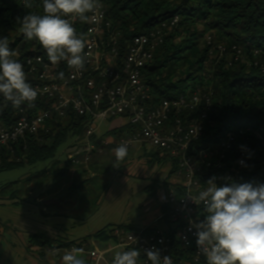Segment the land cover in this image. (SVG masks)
<instances>
[{"label":"built area","instance_id":"2783aa9c","mask_svg":"<svg viewBox=\"0 0 264 264\" xmlns=\"http://www.w3.org/2000/svg\"><path fill=\"white\" fill-rule=\"evenodd\" d=\"M99 3L93 20L74 22L77 33H83L86 38V63L82 71L70 69L66 61L52 65L41 55L20 61L27 82L38 90V97L32 107L26 103L15 108L0 94V155L6 151L13 156L16 147L22 145L26 149L27 141L35 138L42 141L39 136L56 134L60 121L71 116L90 121L84 138L77 139L66 150L67 161L74 167L87 168L95 157L106 154L114 157L113 149L122 143L127 145L128 151L141 146L148 147V153L159 152L160 157L169 160L167 179L173 172L169 179L172 189L162 188L157 195L160 206L169 210L167 215L161 210L157 218L156 222L163 226L154 223L136 231L115 227L112 230L114 248L139 250L138 264H151L146 250L152 249L159 250L161 260L170 256L173 264H207L196 244V229L190 224V221H203L206 212L203 205L194 203L189 195H198L213 177L217 186L231 185L236 180L246 164V154L242 152L235 159L229 154L245 131L229 132L213 149L197 146L212 109V92L188 91L152 105L150 87L143 80L144 69L166 41V36L177 27L179 18L174 17L169 24L134 37L124 46L108 16L105 0ZM87 15L93 16V13ZM208 41L210 43L211 38ZM217 50L221 55L227 52L224 45ZM231 53L235 61L245 58L238 47H233ZM257 57L258 52H254V58ZM253 65L264 73V64L256 60ZM60 72L64 73V79L58 78ZM101 122L111 123L110 130L125 125L138 130L117 139L102 138L97 133ZM254 135L264 145L263 135L260 132ZM173 161L176 170L171 164ZM226 162L230 169L222 172Z\"/></svg>","mask_w":264,"mask_h":264},{"label":"trees","instance_id":"16d2710c","mask_svg":"<svg viewBox=\"0 0 264 264\" xmlns=\"http://www.w3.org/2000/svg\"><path fill=\"white\" fill-rule=\"evenodd\" d=\"M31 3L33 7L28 9L24 7V0H0V38L9 39V47L16 53L13 59L19 62L32 55L47 57L46 50L37 40H27L20 31L18 18L22 19L29 12L43 14L42 0H32ZM105 5L124 46L134 37L169 24L174 17L179 18L177 27L166 36V41L144 69L143 80L150 87L152 105L188 91H211L212 109L204 136L197 146L213 149L229 132L245 131L229 154L234 159L242 152L246 154V164L233 183L264 184V145L254 135L260 132L264 137V73L253 65L256 60L264 64V0H105ZM199 28L202 30L199 31ZM183 35L185 38L176 43L177 38ZM206 36L211 38L210 43ZM217 43L225 45L228 53L233 47L240 48L251 65L242 64L241 60L235 61L234 55L229 61L232 62L231 66L227 61L217 62L212 58L219 45ZM254 52H258L257 58H254ZM206 64H211L213 71L206 72ZM89 122L83 117L65 118L60 121L56 134L51 132L39 136L38 139L42 141L36 138L27 141L26 149L22 145L16 147L13 156L3 151L0 155V172L54 160L63 145L84 138ZM132 130L138 128L125 125L101 137L117 139ZM146 157L149 163H169L167 158L160 157L159 152H151ZM98 158L95 157L89 165L95 173L102 169ZM171 164L176 170L175 162ZM225 164L222 172L230 169L228 162ZM72 167V162L66 160L56 177H68ZM82 173L87 174V171L83 170ZM171 174L159 188L172 189L169 182ZM80 185L72 184L71 187ZM148 191H151L150 188ZM177 193L180 195L181 191ZM162 211L167 215L169 210L162 207ZM115 227L134 231L125 225H107L94 233L91 239L102 244L114 243L112 230ZM28 243L42 249L54 246L53 241L44 234L29 236ZM82 245L61 243L59 248L69 251L73 246L81 249Z\"/></svg>","mask_w":264,"mask_h":264},{"label":"clouds","instance_id":"9594fccd","mask_svg":"<svg viewBox=\"0 0 264 264\" xmlns=\"http://www.w3.org/2000/svg\"><path fill=\"white\" fill-rule=\"evenodd\" d=\"M24 7L32 8L31 0H25ZM42 7V15L29 12L18 18L20 31L27 40L39 42L52 65L66 61L70 69L82 71L86 63V38L77 33L74 22L93 20L100 7L99 0H42ZM9 43L7 37L0 38V94L15 108L24 103L32 107L38 90L27 82L24 66L13 59L16 53ZM58 78L64 79V73H58ZM113 152L118 162L123 161L128 147L122 143ZM214 181L215 177L209 179L198 195H189L206 212L203 221H190L196 229L200 253L207 264H264V184L217 186ZM82 254L83 249L79 248L66 251L62 264H87ZM140 256L137 249L116 251L112 264H138ZM146 256L151 264H173L170 256L161 260L158 249L146 250Z\"/></svg>","mask_w":264,"mask_h":264},{"label":"rangeland","instance_id":"374dc122","mask_svg":"<svg viewBox=\"0 0 264 264\" xmlns=\"http://www.w3.org/2000/svg\"><path fill=\"white\" fill-rule=\"evenodd\" d=\"M201 30L202 28H199V31ZM184 38V35L177 38L176 43ZM217 44H219L217 48L223 45ZM212 56L217 62H229L233 54L226 52L221 55L216 50ZM241 61L242 64L248 66L250 64L248 57ZM211 69V64L205 65L206 72L213 71ZM111 127V123L101 122L97 133L102 136L110 131ZM71 143L72 140L63 145L52 161L0 172L2 239L3 235L6 236L3 234L6 219L11 218L15 221L28 219L34 222L40 219L39 211L43 204L37 202V197L41 193H44V201H50L52 198L61 200V208L56 209L57 211L51 210L49 213L60 215L58 218L61 229L62 231L68 229L71 237L99 231L107 225L147 226L154 221L153 219H157L160 207L157 195L170 167L169 163H149L146 160L145 148L136 146L128 151L123 161L118 162L115 156L109 154L99 157L102 169L97 173L91 166L72 167L68 177L59 179L56 175L67 160L66 150ZM146 149L148 150V147ZM83 170H86L87 174L82 173ZM74 171H79L81 175H74ZM84 181H87L86 184L81 186ZM72 184L81 185L75 188L71 187ZM149 188L151 191H148ZM12 202L20 205L12 207L7 205ZM3 246L4 244H1L2 249Z\"/></svg>","mask_w":264,"mask_h":264},{"label":"crops","instance_id":"0c3cea01","mask_svg":"<svg viewBox=\"0 0 264 264\" xmlns=\"http://www.w3.org/2000/svg\"><path fill=\"white\" fill-rule=\"evenodd\" d=\"M142 148L144 149V147ZM150 153L146 150L145 155H149ZM166 172L165 178L167 179L168 171ZM73 174L76 176L81 175L79 171H74ZM165 178L162 180V183L165 181ZM43 194L44 193H41L37 197V202L43 204L39 211L40 219L35 222L29 221L28 219H20V221H15L11 218L6 219V225L3 230V234H6V236L3 235L4 239L0 237V249H2L1 244H4L0 252V264H62V256L67 250L61 249L59 246L61 243L66 244L73 242L83 244L81 248L83 249L82 257L87 261V264H112L115 252L119 251L114 248L113 243L109 242L107 244H102L95 242L91 239V236L97 231L86 233V235H81L79 237L73 235L71 237L68 229L62 231L60 218H58L60 215L49 213L51 210L55 211L61 208V200L59 198H52L50 201H44ZM7 205L12 207L20 204L12 202L10 204L7 203ZM161 210L162 207L160 206L158 216L160 212H162ZM23 215L24 213L22 212V217ZM153 220L154 221L147 224V226H151L154 223H156V226H163L161 222H156L157 219ZM125 226L131 227L134 231L147 227ZM34 234L46 235L53 241V248L42 249L39 246H30L28 238ZM73 248L75 247L73 246L71 249Z\"/></svg>","mask_w":264,"mask_h":264}]
</instances>
